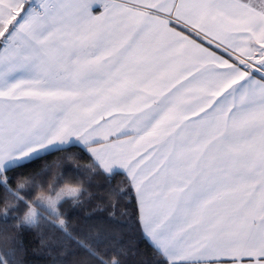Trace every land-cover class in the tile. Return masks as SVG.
<instances>
[{
	"label": "snow or ice",
	"instance_id": "1",
	"mask_svg": "<svg viewBox=\"0 0 264 264\" xmlns=\"http://www.w3.org/2000/svg\"><path fill=\"white\" fill-rule=\"evenodd\" d=\"M237 6L264 28V9ZM172 15L166 0H0V193L14 168L83 145L98 169L124 170L141 230L168 264H264V48L248 45L240 61L167 19L232 63L218 71L237 82L209 88L155 29ZM25 206L0 209V264H25L34 233L10 223ZM35 242L37 260L51 257L54 243Z\"/></svg>",
	"mask_w": 264,
	"mask_h": 264
},
{
	"label": "trees",
	"instance_id": "2",
	"mask_svg": "<svg viewBox=\"0 0 264 264\" xmlns=\"http://www.w3.org/2000/svg\"><path fill=\"white\" fill-rule=\"evenodd\" d=\"M73 150L80 155L53 153L14 168L13 174L20 175L11 192L0 193L5 197L0 209L4 206L15 209L20 201L26 205L10 213L11 224L23 225L34 233L25 241V264H168L141 230L134 192L131 188L123 190L125 174L106 173L94 166L83 147L75 145ZM61 160L71 163L74 170L63 172ZM68 185L76 187L77 194L61 200L56 215L40 208L33 223H21L39 194L54 195ZM41 234L56 247L51 257L45 255L37 260L32 250L36 247L35 235Z\"/></svg>",
	"mask_w": 264,
	"mask_h": 264
},
{
	"label": "crops",
	"instance_id": "3",
	"mask_svg": "<svg viewBox=\"0 0 264 264\" xmlns=\"http://www.w3.org/2000/svg\"><path fill=\"white\" fill-rule=\"evenodd\" d=\"M150 2L157 3L159 0H150ZM238 2L239 0H166V10H171L173 15L157 18L154 21V27L164 41L172 45V52L183 64L194 65L197 68L200 61V48L206 49L211 55L215 54L227 61L228 59L209 50L205 45L200 44L184 33L169 28L166 24V20L169 18L175 20L202 40L244 60L243 58H247L249 54L248 45L253 48L257 45L264 48V44L259 43L261 37L264 36V28L253 31L257 28L260 18L255 14H249L243 6H237ZM247 2L257 9H264V0H247ZM173 5H175L174 8ZM98 10V8L94 9V11ZM228 63L233 66L229 61ZM191 74L185 73V76ZM197 99L198 96H194L189 102L195 103ZM136 110L134 107H130L125 110L124 114L134 113ZM118 119H122V116ZM79 146L83 147V145ZM113 171H121L125 174L124 170L119 167L114 168ZM146 239L160 252L148 238Z\"/></svg>",
	"mask_w": 264,
	"mask_h": 264
},
{
	"label": "rangeland",
	"instance_id": "4",
	"mask_svg": "<svg viewBox=\"0 0 264 264\" xmlns=\"http://www.w3.org/2000/svg\"><path fill=\"white\" fill-rule=\"evenodd\" d=\"M235 57L237 58V60L243 61L240 57L237 56ZM243 59L245 60L246 58ZM232 67L233 66H230L227 60L220 58L215 54L211 55V53H209L206 49L200 48V61H199V65H197V68L195 69L196 71H200V70L206 71L208 76L207 85L209 88L216 87L219 84L223 83L224 87L221 89L223 91L226 90L227 87H231L232 84L236 83L237 80H231L225 83L224 82L225 73L223 71H218L222 69H231ZM240 78L242 79L243 77L241 76ZM69 188H74L75 191L73 192L67 191ZM76 194H77V188L69 185L59 189L54 195L39 194L36 197L35 201L29 205V209L26 211V213L22 216L21 223L24 224L33 223L38 213L40 212V208H43L49 213L56 215L57 204L64 198L73 197ZM52 201H55V203H51Z\"/></svg>",
	"mask_w": 264,
	"mask_h": 264
}]
</instances>
